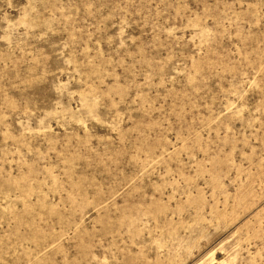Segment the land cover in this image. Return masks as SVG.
<instances>
[{"label": "rangeland", "instance_id": "obj_1", "mask_svg": "<svg viewBox=\"0 0 264 264\" xmlns=\"http://www.w3.org/2000/svg\"><path fill=\"white\" fill-rule=\"evenodd\" d=\"M0 264H264V0H0Z\"/></svg>", "mask_w": 264, "mask_h": 264}]
</instances>
